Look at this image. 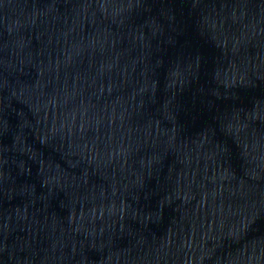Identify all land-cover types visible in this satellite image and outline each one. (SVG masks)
<instances>
[{"label":"water","instance_id":"water-1","mask_svg":"<svg viewBox=\"0 0 264 264\" xmlns=\"http://www.w3.org/2000/svg\"><path fill=\"white\" fill-rule=\"evenodd\" d=\"M0 264H264V0H0Z\"/></svg>","mask_w":264,"mask_h":264}]
</instances>
